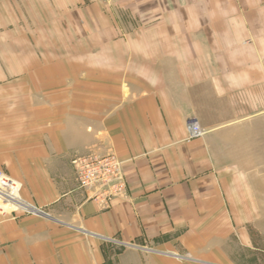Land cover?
<instances>
[{"label":"crops","instance_id":"obj_1","mask_svg":"<svg viewBox=\"0 0 264 264\" xmlns=\"http://www.w3.org/2000/svg\"><path fill=\"white\" fill-rule=\"evenodd\" d=\"M261 114L264 0H0V171L38 212L0 214V264H264L258 195L216 153ZM93 154L121 163L106 209L75 179Z\"/></svg>","mask_w":264,"mask_h":264},{"label":"built area","instance_id":"obj_2","mask_svg":"<svg viewBox=\"0 0 264 264\" xmlns=\"http://www.w3.org/2000/svg\"><path fill=\"white\" fill-rule=\"evenodd\" d=\"M112 5L117 0H88ZM188 139L200 138L204 130L194 117L185 122ZM75 179L80 189L89 192V198L106 209L110 201L125 195V181L121 163L112 154L87 155L72 161ZM20 184L0 171V214H36L38 213L19 196Z\"/></svg>","mask_w":264,"mask_h":264},{"label":"rangeland","instance_id":"obj_3","mask_svg":"<svg viewBox=\"0 0 264 264\" xmlns=\"http://www.w3.org/2000/svg\"><path fill=\"white\" fill-rule=\"evenodd\" d=\"M23 19L26 21V17ZM29 35V39L34 37ZM42 35L35 34V40L37 37L42 38ZM49 35L54 41H59L61 37L59 33ZM235 124L219 137L216 145L219 163L235 165L248 173L253 190L258 195L260 211L264 217V114ZM124 250L119 245L106 244L103 264H151L146 254L134 251L124 253Z\"/></svg>","mask_w":264,"mask_h":264}]
</instances>
